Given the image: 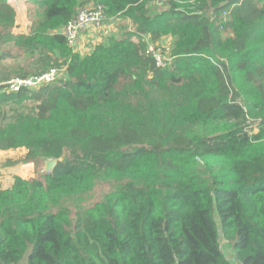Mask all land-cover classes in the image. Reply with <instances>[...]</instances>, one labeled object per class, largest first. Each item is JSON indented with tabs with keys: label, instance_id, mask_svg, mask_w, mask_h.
I'll return each mask as SVG.
<instances>
[{
	"label": "trees",
	"instance_id": "16d2710c",
	"mask_svg": "<svg viewBox=\"0 0 264 264\" xmlns=\"http://www.w3.org/2000/svg\"><path fill=\"white\" fill-rule=\"evenodd\" d=\"M26 1L33 38L13 33L0 0V151L58 163L0 190V264H232L222 237L242 264H264V3L172 0L154 14L148 0ZM90 2L137 28L81 55L55 30ZM201 10H231L236 38ZM167 34L162 69L143 37ZM15 49L67 77L10 90L31 73L7 65Z\"/></svg>",
	"mask_w": 264,
	"mask_h": 264
},
{
	"label": "rangeland",
	"instance_id": "374dc122",
	"mask_svg": "<svg viewBox=\"0 0 264 264\" xmlns=\"http://www.w3.org/2000/svg\"><path fill=\"white\" fill-rule=\"evenodd\" d=\"M8 3L15 11V24L12 29L13 33L16 35L31 36V38L37 36V32H33L34 20L30 16V12L33 10V7L29 4V2L26 0H8ZM148 3L150 4L151 12L154 14L164 12L165 10L170 9L173 5L170 2L166 8H159L158 6H155L151 0H148ZM206 14L209 15L210 11H208ZM112 19L113 17H108L106 23H109V21ZM234 21L235 17L231 14L230 19L228 20V26L223 28L221 31L224 40L229 41L236 38L237 33L235 31L234 25H232ZM63 28L64 27L57 29L55 32H62ZM52 32V30H47L43 34L46 36ZM167 35L173 38L174 41L172 43L174 44L176 41L175 35ZM119 36L118 34L108 35L103 42H109V40L118 38ZM99 44L100 43H97L94 47L96 48ZM72 49L75 51L74 48ZM14 54V58L8 60V66L13 68L24 67L26 70L31 72L29 76L38 74L39 71H37V68L40 66L38 60V51L35 53L25 54L22 51L15 49ZM241 99L242 102H244L243 97H241ZM248 123L251 124V126L254 125L252 124L253 121L250 116L248 117ZM254 129L257 130V127L255 126ZM26 153L27 150L24 147L0 151V190L11 188L17 176H24L25 178L27 177L29 179H33L42 175V170L44 169L45 162L47 160L45 162L39 161L38 164L34 162H25L23 161V158L25 157ZM68 156L69 152H66L62 157V160L66 159ZM110 190L111 188L109 182L98 183L92 193L93 197L89 199V201L94 202L99 200L103 195L110 192ZM27 257L28 255H26L19 264H27Z\"/></svg>",
	"mask_w": 264,
	"mask_h": 264
},
{
	"label": "built area",
	"instance_id": "2783aa9c",
	"mask_svg": "<svg viewBox=\"0 0 264 264\" xmlns=\"http://www.w3.org/2000/svg\"><path fill=\"white\" fill-rule=\"evenodd\" d=\"M155 6L166 8L172 0H151ZM183 4H193L197 0H174ZM264 3V0H260ZM199 14H206L204 11H198ZM207 15V14H206ZM212 20H218L219 23L226 24L230 19L231 10H224L220 14L210 11ZM115 18V17H113ZM108 20L105 7L102 4L90 2L79 6L76 14L69 20L63 28V35L67 39L68 44L72 48L77 47L78 40L82 33L87 31L97 32L103 27ZM146 53L151 57L158 68L165 69L171 66L173 62L172 48L173 43H160L152 40L150 35H145ZM95 49V48H94ZM92 50V52L94 51ZM67 77V65L54 67L41 74L30 76L27 78H16L9 81L10 90L19 91L22 87L38 88L44 83L62 80ZM43 171H45L43 169ZM47 172V171H46Z\"/></svg>",
	"mask_w": 264,
	"mask_h": 264
},
{
	"label": "crops",
	"instance_id": "0c3cea01",
	"mask_svg": "<svg viewBox=\"0 0 264 264\" xmlns=\"http://www.w3.org/2000/svg\"><path fill=\"white\" fill-rule=\"evenodd\" d=\"M136 28H137V25L130 18L126 16H117L113 18L112 20H110L109 23H105L103 27L99 29L97 32L95 31L91 33L87 31L86 33H82L78 40L75 51L80 53L81 55L91 54L92 50L95 48L94 46L97 43L103 42L108 35L118 34L119 36L126 31L135 30ZM173 41L174 40L172 37L168 35H164L160 39L159 42L160 43H169V42L172 43ZM216 220L220 224V218L218 215H216ZM220 244H221L223 253L225 254L227 259L232 264H242L237 259L234 247L230 241L222 237L220 240Z\"/></svg>",
	"mask_w": 264,
	"mask_h": 264
},
{
	"label": "water",
	"instance_id": "95a60500",
	"mask_svg": "<svg viewBox=\"0 0 264 264\" xmlns=\"http://www.w3.org/2000/svg\"><path fill=\"white\" fill-rule=\"evenodd\" d=\"M58 163L57 159H49L45 162L44 170L47 172L53 171ZM221 233V232H220Z\"/></svg>",
	"mask_w": 264,
	"mask_h": 264
}]
</instances>
